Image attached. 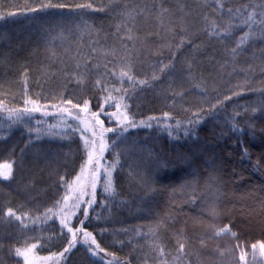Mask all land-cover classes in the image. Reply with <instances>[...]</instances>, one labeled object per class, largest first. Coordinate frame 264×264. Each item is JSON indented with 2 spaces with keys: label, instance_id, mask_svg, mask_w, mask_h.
I'll list each match as a JSON object with an SVG mask.
<instances>
[{
  "label": "snow or ice",
  "instance_id": "6c2138e0",
  "mask_svg": "<svg viewBox=\"0 0 264 264\" xmlns=\"http://www.w3.org/2000/svg\"><path fill=\"white\" fill-rule=\"evenodd\" d=\"M185 7L179 3L174 12L148 0L143 5L102 0L99 6L96 0H84L82 3L38 0L34 7L25 6L20 10L22 13H35L56 8L86 14L112 11L119 21L111 33H104L102 28L81 18L79 24L75 25L79 37L75 47H63L62 53L58 54L49 44L48 59L59 62L60 73L64 78V83L50 97L36 93L40 98L34 99L29 94L30 69L26 63L21 65L19 74L20 104L8 102L17 99L15 93L0 92V139L6 140L12 127L19 124H23L36 139L44 134L61 139L69 138V133L79 136V167L73 169L74 175L72 172L56 174L55 183L60 191L55 198L44 199L41 196L45 190L37 189L35 173L31 177L23 175L24 149L17 157L15 148H12L9 150V159L0 160V183L24 197L23 200H14L9 192L0 189L2 197H6L0 198V227H15L17 235L22 238L18 244L8 247L9 256L18 260L19 264H67L68 254L78 245L84 247L89 257L93 258L92 264H130L128 257H118L97 240V235H103L108 229L100 228L98 232L89 230L90 227L95 228L92 221H100L103 215L96 210V206L107 209L108 201L118 196L113 173L120 166L121 156L145 151L137 146V141L130 139V130L152 128L155 124L157 128L167 131L169 136L173 132H182L186 137L195 136L196 127L205 115H212L215 110L222 109L226 102L240 96L243 91L257 97L245 109V114L251 112L252 118H255L256 113L264 116V81H261V87L253 88L248 73L254 74V67L250 64L246 68H238L237 65L238 57L252 45H264V0H244L243 3H235L234 0H201L197 6L200 11L194 12H185ZM17 14L20 13L0 12V20ZM187 16L194 17L191 23L186 22ZM152 19L156 21V29L148 31L146 24ZM84 35L89 37L87 51H84L83 46ZM59 38L63 42V31ZM153 39L163 42L150 45L149 41ZM198 40L201 42L196 43ZM208 42L218 45L222 50L224 60L220 64L221 70L231 68L232 72L239 70L245 75L243 81H238L228 89L229 95H220L218 92L214 96L210 95L216 89L210 88L204 77L196 74L191 59L183 58L182 67L179 70L176 67L178 52H183L185 48L198 52ZM149 59L151 63H148ZM252 59L260 60V75L264 76V48L258 54L253 50ZM146 63L149 71L141 72L140 66ZM50 74V70L43 67L41 75ZM67 84L72 87L69 89ZM157 86L159 94L170 107L180 103L187 119L180 120L167 111L160 116L148 115L137 119L138 113L132 110L129 101L138 92ZM189 96L193 97L195 103L188 99ZM185 104L190 106L183 107ZM106 108L109 110L106 111ZM37 113L45 118L51 117L55 122L46 124L43 119L36 120V127H29ZM239 115L232 113V120ZM170 120L174 123H169ZM230 127L240 130L235 123H231ZM243 152L247 156V149H243ZM105 153L112 156L110 161L106 159ZM148 155L151 157L150 152ZM261 160H264V154ZM47 163L51 176L56 170L51 162ZM253 166L264 168L260 161ZM129 176H132L131 172ZM136 177L137 182L147 189V196L152 191L148 178L138 171ZM98 189L103 199H97ZM177 191L187 198L186 203L195 205L199 202L205 206L204 212L191 220L202 231L190 237L185 227L170 228L174 221L170 212L159 216L148 226L147 232H141L139 227L118 230L122 233L131 231L135 238L147 240V251L141 258L143 264H149V261L151 264H222L225 255L230 256L233 264H264V239L252 242L241 240L239 234L233 231L232 221L221 222L223 211L218 205L219 182L214 175L210 173L203 185L197 180L186 181L179 189L172 190L173 194ZM34 192L36 195L32 194ZM49 224L56 225L58 232L46 235L43 229ZM29 232L34 235H28ZM163 232H169L171 247L165 241ZM134 237L129 236V242ZM4 238L11 239V231L0 237ZM57 238L59 251H48L47 256L38 255ZM220 241H225L226 246L221 247ZM115 243L123 244L122 241ZM3 247L0 244V249ZM140 247L143 250L145 246ZM202 252L211 255L202 257Z\"/></svg>",
  "mask_w": 264,
  "mask_h": 264
},
{
  "label": "trees",
  "instance_id": "16d2710c",
  "mask_svg": "<svg viewBox=\"0 0 264 264\" xmlns=\"http://www.w3.org/2000/svg\"><path fill=\"white\" fill-rule=\"evenodd\" d=\"M37 2L38 0H0V12L20 13L0 20V92L8 91L16 94L17 99L8 101L12 105L20 104L19 74L22 71V64L26 63L30 69L29 94L34 99L40 98L36 93L50 97L64 83V78L60 73L59 62L48 59L49 44L51 43L58 54L62 53L63 47L69 45L75 47L79 39L75 25L79 24L81 18L97 28H102L104 33H111L114 25L119 21V17L112 11L86 14L53 8L35 13L20 12L25 6L34 7ZM52 2L82 3L84 0H52ZM101 2L102 0H96L97 6ZM121 2L143 5L146 0H121ZM148 2L162 4L174 12L177 4L182 3L186 5L185 12L190 10L194 12L200 11L197 6L201 0H148ZM234 2L243 3L244 0H234ZM193 19V16L185 17L186 22L189 23ZM155 29L156 21L154 19L147 21L146 30ZM61 31L64 36L63 42L59 38ZM161 36H164L163 30ZM53 37L56 39L53 40ZM82 39L84 51H87L89 37L84 35ZM110 41L111 37H109ZM103 42L101 39V43ZM162 42L153 39L149 44L154 46ZM200 42L196 41V43ZM261 48H264V45L256 43L237 59L238 68H246L250 64L254 67L255 73H248L253 88L261 87V81H264V76L260 75V60L252 59V51L255 50L258 54ZM164 55H167L166 50ZM185 57L192 60L196 74L203 76L210 88L216 89V92H210V95L214 96L217 92L220 95H229L228 89L245 79V75L239 70L232 72L231 68L220 69V64L224 60L222 50L212 42L206 43L198 52H193L191 48L178 52L176 61L178 70L182 67L181 60ZM148 63H151V59ZM148 63L140 66L141 72L149 71ZM43 67H47L51 74L41 75ZM67 87L70 89L72 85L67 84ZM188 99L195 103L192 96ZM256 99L257 97L247 91L241 92L240 96L226 102L222 109L215 110L212 115H205L201 124L196 127L195 136L186 137L182 132H173L172 136H169L167 131L157 128L155 124L152 128L130 130V139L137 141V146L145 151L121 156L120 166L113 173L118 196L108 201L107 209L96 206V210L103 215L100 221H92L95 228L90 227L89 230L96 232L100 228L109 230L103 235H97L101 246L115 252L120 258L128 257L130 264H138V261L139 264H143L141 258L147 251L144 239L135 238L131 231L122 233L118 230L139 227L141 232H147L148 226L165 212H170L174 216L170 228L185 227L190 237L200 234L202 230L194 226L191 220L192 217L204 212L205 206L199 202L195 205L186 203L185 196L179 191L173 194L172 190L179 189L186 181L192 180H197L203 185L210 173L219 182L218 205L223 211L221 222L232 221L233 231L239 234L241 240L252 242L264 239V168L253 166L257 161L264 165V160H261L264 154V116L256 113L255 118H252L251 112L245 114V109L249 108L251 102ZM41 102H44L42 98ZM129 103L132 105V110L138 113L137 119L148 115L160 116L165 111L180 120L187 119V114L181 110L179 102L175 107L168 105L164 97L159 94V86L138 92ZM189 106V104L183 105V107ZM108 110L106 108V111ZM232 113L240 115L233 121ZM105 123L108 126L107 120ZM169 123L174 121L170 120ZM231 123H235L240 130H233L230 127ZM29 127L35 126L29 124ZM68 137L61 139L44 134L36 139L34 134H29L23 124L15 125L9 131L6 140L0 139V160L9 159V150L12 148H15L17 157L20 156L21 149H24L23 175L31 177L35 173L37 189L45 190L41 196L44 199L55 198L60 191L55 183L56 174L72 172L74 175L73 169H78L80 163L77 151L79 136L69 133ZM29 141L30 143L26 144ZM243 149H247V156L244 155ZM149 152L151 157L148 155ZM106 159L110 161L112 156L106 153ZM47 162H51V166L56 170L51 176ZM137 171L143 173L149 180L152 191L147 196H145L147 189L137 182ZM130 172L132 176H129ZM0 189L9 192L14 200L24 199L6 184L0 183ZM32 194L36 195L35 192ZM0 198L6 197L0 194ZM103 198L98 189L97 199ZM8 231H11L12 238L0 239V244L4 245L0 249V262L19 264L18 260L9 256L8 247L18 244L22 238L17 235L15 227H0V237ZM43 231L46 235L55 234L58 232V227L49 224ZM28 235L34 233L29 232ZM129 236L134 237L131 242ZM115 241H122L123 244ZM58 244L59 238L52 240L46 250L39 251L38 255L47 256L48 251H59ZM141 245L145 246L143 250ZM92 260L84 247L79 245L67 256V264H92Z\"/></svg>",
  "mask_w": 264,
  "mask_h": 264
},
{
  "label": "rangeland",
  "instance_id": "374dc122",
  "mask_svg": "<svg viewBox=\"0 0 264 264\" xmlns=\"http://www.w3.org/2000/svg\"><path fill=\"white\" fill-rule=\"evenodd\" d=\"M42 119L46 122V124H51V123H54V122H55L54 119H52L51 117H47V118H45V117H42L41 115H39V114L37 113V114H34V120H33V122L30 123V124H34V126L36 127V125H35V121H36V120H42ZM26 123H27V122H26ZM19 125H20V124H19ZM105 156H106V153H105ZM97 191H98V190H97ZM252 206H253V205H252ZM252 206H251V207H252ZM251 207H250V208H251ZM238 210H240V208H239ZM244 210H245V207H244ZM162 235L164 236L165 241H166V242L168 243V245L171 247V246H172V241H171V239H170L169 232H163ZM144 242H145V244L147 245V240L144 239ZM193 243H195V241H193ZM219 243H220V246H221V247H225V246H226V242H225V241H220ZM201 255H202V257H208L209 255H211V253H209V252H202ZM213 259H216V257L213 256ZM222 264H233V262L231 261L230 256L225 255V257L222 258Z\"/></svg>",
  "mask_w": 264,
  "mask_h": 264
}]
</instances>
